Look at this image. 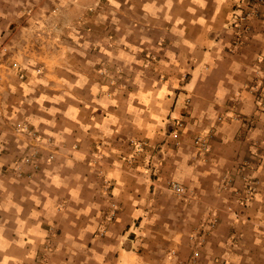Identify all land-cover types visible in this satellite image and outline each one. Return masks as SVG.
<instances>
[{
    "label": "crops",
    "instance_id": "crops-1",
    "mask_svg": "<svg viewBox=\"0 0 264 264\" xmlns=\"http://www.w3.org/2000/svg\"><path fill=\"white\" fill-rule=\"evenodd\" d=\"M236 2L0 0V264H214L210 239L199 262L180 255L185 221L210 216L216 177L246 154L243 120L264 132V17L239 34ZM18 121L55 150L30 177L3 169L30 142ZM215 123L203 160L192 137ZM254 174L226 224L250 238L222 248L225 264H264V166Z\"/></svg>",
    "mask_w": 264,
    "mask_h": 264
},
{
    "label": "rangeland",
    "instance_id": "rangeland-1",
    "mask_svg": "<svg viewBox=\"0 0 264 264\" xmlns=\"http://www.w3.org/2000/svg\"><path fill=\"white\" fill-rule=\"evenodd\" d=\"M258 16L264 17V12L255 17ZM259 63H261L262 69L259 70L258 79L260 83V89H262L261 85H264V57H261ZM217 120H221L220 117H218ZM215 125L217 126V123L211 125V127L209 126V128H206L203 131L198 132L207 133L210 135V129L212 131V136L208 137L209 151L205 154L207 156L210 154L211 140L215 134ZM243 128V136L245 137V140L248 144L246 148V154L239 160H234V173L219 174L216 177L217 179L214 182V187L211 189L213 194L216 196L214 203H210L209 205L210 216L201 217L197 220L185 221V239L183 245L185 248L180 252V255H182L184 257L183 259H186L187 261L193 260L194 262H199L200 259H202L201 254L204 252L203 247L206 245L208 239H210V263L225 264L222 248L231 245L237 246L238 243L242 242L247 243V239L250 238L249 235L242 234L240 232L237 233L231 227L229 229V225H226L228 223L234 224L242 221L243 217H241L239 209L244 208L245 202L252 199V196H254L256 193L260 182L259 177L254 174V171L264 166V132L253 134L255 131V126L253 125L252 119L250 118L243 120ZM172 143L174 146H179V143L175 144L173 138ZM17 157L18 156H15L14 158L16 159ZM241 166H243L242 169H240ZM3 169L16 177L26 176L18 175L7 169L6 166L3 167ZM3 171H1V173H4ZM248 184L255 186L253 192L248 193L249 195H247V192L245 191V186ZM185 189L186 192L183 195L184 197L190 194L191 196H194L192 191H189L188 188ZM224 215H226L227 219ZM223 217H225V221ZM54 237L55 235L52 232L45 235L36 254V259L38 262L44 263L47 261L49 254L54 248L52 245V243L54 244V242H52V238Z\"/></svg>",
    "mask_w": 264,
    "mask_h": 264
},
{
    "label": "built area",
    "instance_id": "built-area-1",
    "mask_svg": "<svg viewBox=\"0 0 264 264\" xmlns=\"http://www.w3.org/2000/svg\"><path fill=\"white\" fill-rule=\"evenodd\" d=\"M234 19L235 25L240 27L239 34H243L248 25L249 21L264 12V0H237L234 5ZM11 66L16 68L18 71L19 67L16 62H12ZM176 128L170 133L171 137L174 139L175 144L179 143V131L183 126L182 121H176ZM14 129L18 132L26 135L30 142L26 146V149L22 151L21 155L18 156L13 162L6 165V168L13 171L18 175H26L28 177L32 176L37 168L39 167L38 158H42L46 161H51L54 158L55 150L52 148L53 142L50 137H44L41 133L28 125L24 121H18L14 125ZM212 136V131L210 129V135L207 133H197L192 137V145L195 148V154L198 157H202L206 160L208 157L205 155L209 151V138ZM204 154V155H202ZM243 166L240 167L242 169ZM169 189L172 193L183 196L186 192L185 187L177 181L169 182ZM255 186L248 184L245 186L246 194L253 192ZM44 255V254H43Z\"/></svg>",
    "mask_w": 264,
    "mask_h": 264
}]
</instances>
